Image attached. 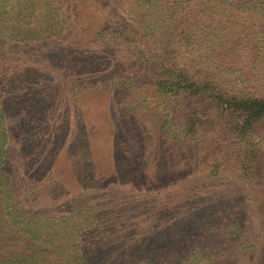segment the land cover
I'll list each match as a JSON object with an SVG mask.
<instances>
[{
    "label": "trees",
    "instance_id": "trees-1",
    "mask_svg": "<svg viewBox=\"0 0 264 264\" xmlns=\"http://www.w3.org/2000/svg\"><path fill=\"white\" fill-rule=\"evenodd\" d=\"M65 1L73 28L59 1L0 0V264H158L156 251L164 264H214L204 235L191 244L178 221L168 220L174 237L146 216L97 226L98 206L105 183L166 176L170 190L199 178L201 189L225 163L248 205L216 185L208 215L243 264H264V76L252 81L232 61L264 68V0ZM46 73L72 105L39 107L55 94H40ZM97 74L98 98L78 106ZM15 108L29 145L11 152Z\"/></svg>",
    "mask_w": 264,
    "mask_h": 264
},
{
    "label": "rangeland",
    "instance_id": "rangeland-1",
    "mask_svg": "<svg viewBox=\"0 0 264 264\" xmlns=\"http://www.w3.org/2000/svg\"><path fill=\"white\" fill-rule=\"evenodd\" d=\"M60 3V11L62 13V17L65 19L67 28H73L74 25V17L75 11L72 8L70 2L65 0H55ZM106 3V2H103ZM109 3V2H108ZM109 7L114 9L115 11H119L121 8L116 3H109ZM169 40V39H168ZM166 41V40H165ZM171 41V40H169ZM53 45H51L52 47ZM18 48L22 51L24 50L26 53L30 52V48L26 45L19 44ZM59 57L56 58L55 64ZM232 61H235V68L241 70L246 76H254L252 81L261 82L263 81L264 76V68L258 69L250 67L246 64L244 60H238V58H233ZM144 71L135 72V78L137 79L142 76ZM263 75V76H262ZM53 73L43 74V79L40 80L39 85L41 88V93L47 92L48 88L54 91V95L50 97V94L47 97L39 100V107L47 108V106H55L60 110L63 105L71 104L70 96L66 97L65 92H61L59 86H54L53 84ZM102 74L90 75L84 86L80 87L79 95L82 96V100L79 101L78 106L82 105L85 107H90L93 105L98 98L94 95V90L96 89V82L101 79ZM263 78V79H262ZM32 80H34L32 78ZM31 80V81H32ZM139 83H136L138 86ZM50 97V98H49ZM72 105V104H71ZM10 107V106H9ZM57 109V110H58ZM73 109V108H71ZM70 113V110L68 111ZM22 112H20L17 108H15L10 117L11 125H13L12 133L14 134V143H12V147L10 151L13 152L17 148H24L29 145L28 137H26L25 133L19 127V123L22 124ZM82 117V116H81ZM73 118V116H69L65 121H69ZM79 120V119H78ZM78 123V124H77ZM79 125L80 121L73 122V125ZM25 130L27 128L24 127ZM41 157V155H39ZM152 159H149L151 162ZM159 161L153 159V163H157ZM225 171L223 176L220 177L219 183L216 185H222L215 193H219V196H223V193H228L229 196H235L236 206H240L245 208L248 205V201L245 195V190L242 184L235 181L231 176L232 170L229 168L230 163H225ZM229 169L231 171H229ZM185 172L177 173V176H182ZM149 176V174H148ZM163 181L158 182H149L147 178L144 176L137 177H123L119 180H115L113 183H105L104 190L107 194V198L102 200L98 206V214L99 220L98 225L107 224L109 228L114 226V223H137L141 221L142 217H147L149 219H156L158 224L162 225L157 228H153L157 231H162V235L167 237H174L175 231L174 226L168 225L169 221H178L177 224L179 229L182 231V235H189L191 239V244H199L201 239L199 236L204 235V240L207 245L214 250V255L209 256L210 261L214 264H219V262L223 264H243L247 263V258L242 257L240 255L239 249L235 248V245H232L227 240H225L218 229H220L221 224L218 222L213 223L210 220L211 215H208L210 207L208 205H213L215 200L209 195L211 188L216 187V185L210 186V183L205 182L201 189L194 187V183L199 181L192 180L189 187L187 189H180L179 187H174L170 190H165V187L169 185V182L172 178H168L164 176ZM197 177V176H196ZM112 181V180H109ZM234 182V183H233ZM232 184L234 187L232 189ZM228 188V189H227ZM227 189V191H223ZM252 203V202H250ZM242 204V205H241ZM215 205V204H214ZM168 207V210H167ZM167 212H164L166 211ZM161 217L164 219V223H161ZM168 222V223H167ZM123 224V223H122ZM176 226V225H175ZM183 239V236H182ZM190 244V245H191ZM162 252H154L152 258L156 259L158 264H164V259H167V256H163ZM165 254V253H164ZM161 261V262H160ZM179 260H175L173 264L178 262ZM217 262V263H216ZM135 264H147V262H138ZM180 264H186L185 262H181ZM253 264V263H252Z\"/></svg>",
    "mask_w": 264,
    "mask_h": 264
}]
</instances>
